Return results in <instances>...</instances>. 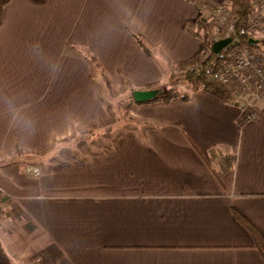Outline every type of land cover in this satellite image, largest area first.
Listing matches in <instances>:
<instances>
[{"label":"crops","instance_id":"1","mask_svg":"<svg viewBox=\"0 0 264 264\" xmlns=\"http://www.w3.org/2000/svg\"><path fill=\"white\" fill-rule=\"evenodd\" d=\"M203 11L188 0L5 7L0 238L15 264H264L238 217L264 240V96L253 121L239 99L186 84L187 100L133 97L172 87L178 63L201 50L188 26ZM102 72L134 126L70 142L114 112Z\"/></svg>","mask_w":264,"mask_h":264},{"label":"built area","instance_id":"2","mask_svg":"<svg viewBox=\"0 0 264 264\" xmlns=\"http://www.w3.org/2000/svg\"><path fill=\"white\" fill-rule=\"evenodd\" d=\"M189 2L194 4V0H189ZM253 3V13L242 22L233 19L228 7L216 5L210 13L206 10L209 5L203 3V9L209 16H205V19L209 18V22L212 20V25L219 31H225V39L229 38L231 41L220 63L209 61L210 53H207L197 66L200 69L206 65L215 79L228 89L235 91L245 107L244 121H253L258 117L260 108L256 101L264 96V46L261 45L262 49L241 44L242 35L252 33L253 30L264 26V0H257ZM189 28L198 29L195 24H190ZM211 39L213 42H218L219 36H211ZM27 172L36 176L41 173L38 168H28Z\"/></svg>","mask_w":264,"mask_h":264},{"label":"trees","instance_id":"3","mask_svg":"<svg viewBox=\"0 0 264 264\" xmlns=\"http://www.w3.org/2000/svg\"><path fill=\"white\" fill-rule=\"evenodd\" d=\"M12 0H0V26L3 22V14L5 7ZM29 3L37 6H42L47 3L48 0H27ZM229 2L230 10L233 19H237L238 22L246 21L249 16L253 13V1L254 0H227ZM196 23L199 24L204 29L203 35L199 34L197 31L190 29L189 32L195 36H198L202 39V47L201 50L191 59L180 61L177 65V72L171 76V80L174 83H179L183 81L190 85L193 91L204 90L207 93L217 97L223 102H234L237 100L236 94L228 89L224 84L214 78L213 73L205 67H201L200 69L197 66L201 63L202 59L206 56L207 53H210L208 57L209 61H214L215 63H220L224 57L223 53L227 49V46L222 49L220 54H216L213 47L215 42L212 41L211 36L214 34L212 27H210L209 23L205 18H198ZM217 36H219V41L225 40V31L215 32ZM252 33H247L242 35L241 44L243 45H252V46H261L264 45V38L256 39ZM95 67L97 69L100 68V63L96 58L92 59ZM102 77L105 82V85L108 91L113 94L114 89L111 83V79L104 72H102ZM149 89H157L159 88V84H153L148 87ZM174 98H181L183 100H187L190 98V95L187 93L181 92L177 86H173L171 88L161 89L158 96L149 101V102H157L164 101L169 102ZM111 105H109L110 107ZM245 226L252 233L257 247L264 253V240L258 233V231L254 228V226L244 219L241 216H238ZM0 264H15L11 257L5 250L3 242L0 238Z\"/></svg>","mask_w":264,"mask_h":264},{"label":"rangeland","instance_id":"4","mask_svg":"<svg viewBox=\"0 0 264 264\" xmlns=\"http://www.w3.org/2000/svg\"><path fill=\"white\" fill-rule=\"evenodd\" d=\"M256 1L257 0H254L253 2H256ZM188 2H189V0H188ZM203 3H206L209 5V7L206 10L210 13L212 12L214 6H216V5H223V6L228 7L230 9L229 2L227 0H225L224 2L222 0H204V1L203 0H194V4L202 6V7H203ZM253 5H254V3H253ZM206 10L203 11L202 16H201L202 18H205L204 16H208L206 13ZM208 20H210V19L207 18V22L209 23L210 27H212V30L214 32V34H212V36H217L215 34V32H219V30L217 29V27L212 25V23H211L212 20L210 22ZM190 24L197 25L198 29H195V30L199 34L203 35L204 29L199 24H197L196 21L189 23V25ZM198 25L200 27H198ZM189 30H190V28H189ZM257 32H263L264 33V26L259 28L258 30H253L252 34L255 35ZM254 37L256 39L264 38V37H259V36L258 37L254 36ZM263 46H260V47L257 46V48H262ZM183 84L189 85L183 81H180L179 83L173 82L172 87L177 86L178 89L182 91V89L180 87ZM166 87H168V86H166ZM233 92L235 93V91H233ZM113 93L114 94L111 97H109V100H108L110 102V105L112 106V109H114V112H112L111 118L106 120L105 122L99 124L95 129H91V130L89 129L84 133L81 132L78 135H75L73 138H71L70 142L74 143L75 141H78V140L79 141H98V142L101 141V142H104L105 140L116 137L119 134L123 133L124 131H127L128 129H131L134 126L133 122H132L133 119L130 118L129 111H128V109L131 106L133 107V105H128L129 104L128 102H130V100H128L127 98L124 97L125 95H123V93H124L123 89H120L118 91L116 90ZM236 96H237V94H236ZM237 99H239L238 96H237ZM68 146L74 147V144H69ZM69 149H70L71 153L76 152V150H73L72 148H69Z\"/></svg>","mask_w":264,"mask_h":264},{"label":"water","instance_id":"5","mask_svg":"<svg viewBox=\"0 0 264 264\" xmlns=\"http://www.w3.org/2000/svg\"><path fill=\"white\" fill-rule=\"evenodd\" d=\"M230 39H225L224 41H218L214 44V51L216 54H220L222 49L225 48L229 43ZM160 91L158 90H137L133 92V97L136 103H144L155 99Z\"/></svg>","mask_w":264,"mask_h":264}]
</instances>
